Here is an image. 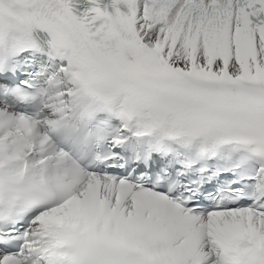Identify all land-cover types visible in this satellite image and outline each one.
<instances>
[{
  "label": "snow or ice",
  "instance_id": "snow-or-ice-1",
  "mask_svg": "<svg viewBox=\"0 0 264 264\" xmlns=\"http://www.w3.org/2000/svg\"><path fill=\"white\" fill-rule=\"evenodd\" d=\"M5 4L0 264H264V0Z\"/></svg>",
  "mask_w": 264,
  "mask_h": 264
},
{
  "label": "clouds",
  "instance_id": "clouds-1",
  "mask_svg": "<svg viewBox=\"0 0 264 264\" xmlns=\"http://www.w3.org/2000/svg\"><path fill=\"white\" fill-rule=\"evenodd\" d=\"M10 5H2L0 6V15H3L5 21L11 23L12 25L23 27L27 21V15L25 11L21 9L20 12H9L8 9Z\"/></svg>",
  "mask_w": 264,
  "mask_h": 264
}]
</instances>
